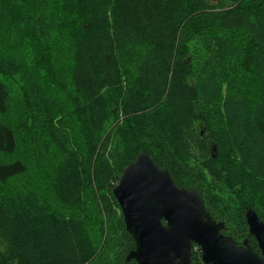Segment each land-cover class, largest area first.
Returning <instances> with one entry per match:
<instances>
[{
	"label": "trees",
	"instance_id": "obj_1",
	"mask_svg": "<svg viewBox=\"0 0 264 264\" xmlns=\"http://www.w3.org/2000/svg\"><path fill=\"white\" fill-rule=\"evenodd\" d=\"M216 1L57 0L23 23L25 58L0 46V116L21 93L38 117L34 158L53 161L46 203L16 184L30 166L0 122V155L11 158L0 162V264H137L113 189L142 152L201 194L224 235L260 252L246 209L264 221V0ZM63 28L69 71L42 73ZM247 56L254 99L225 91ZM85 192L99 214L83 209ZM192 260L202 264L196 246Z\"/></svg>",
	"mask_w": 264,
	"mask_h": 264
},
{
	"label": "water",
	"instance_id": "obj_2",
	"mask_svg": "<svg viewBox=\"0 0 264 264\" xmlns=\"http://www.w3.org/2000/svg\"><path fill=\"white\" fill-rule=\"evenodd\" d=\"M113 195L136 244L127 262L196 264V245L202 264H264V221L254 209H246V222L259 253L248 241L240 244L224 235L225 223L208 212L201 194L177 186L145 152L125 167Z\"/></svg>",
	"mask_w": 264,
	"mask_h": 264
},
{
	"label": "rangeland",
	"instance_id": "obj_3",
	"mask_svg": "<svg viewBox=\"0 0 264 264\" xmlns=\"http://www.w3.org/2000/svg\"><path fill=\"white\" fill-rule=\"evenodd\" d=\"M254 1L255 0H217L216 4L222 9L233 7L236 3L249 7ZM56 3L57 0H0V46L4 47L18 58H25L27 56L28 47L25 43L24 30L22 28L23 23H27L26 18L33 9L36 11L46 6L54 7ZM67 21L71 23L70 20ZM67 38L68 36L63 28L59 36L47 45L52 48V52L51 55H48L49 62L46 65V70H42V73L49 75V72L53 71L59 70L60 73H67L69 71L70 62L66 49ZM250 50L251 49L245 50V54L251 55L252 52ZM48 51H50V49ZM28 57L29 61H25L28 64V69H30L29 62L33 54L29 53ZM248 66H250V61L247 56L245 65H241L235 73V81H233L231 85L225 86L227 94L232 90L233 94L243 92L251 99L257 97L256 80L254 75L248 72V68H246ZM0 122H4L14 128L18 139L17 157L24 160L30 166V172L24 176V178L17 180L16 184H21L20 186H31L38 191L39 195L46 203H53L48 198L45 190L46 182L50 180L49 176L53 171V161L46 160L39 164L34 158L31 134L39 127L38 117L36 114L29 111L21 93L15 91L12 111L6 117L0 116ZM106 131H109V126ZM107 135L108 133L106 136ZM9 160H11V158L0 155V162H7ZM93 195H96L100 203L103 202L96 188L93 190ZM80 201L85 206L83 209L89 213H94V215L99 214L97 207L92 205V200L89 198L88 193H83L80 196ZM101 210L102 214L99 217L107 216L106 209L101 208ZM98 227L97 224L91 227L94 234H96V229ZM100 240L101 239L95 235V242L98 246ZM0 248L4 250L1 239Z\"/></svg>",
	"mask_w": 264,
	"mask_h": 264
},
{
	"label": "flooded vegetation",
	"instance_id": "obj_4",
	"mask_svg": "<svg viewBox=\"0 0 264 264\" xmlns=\"http://www.w3.org/2000/svg\"><path fill=\"white\" fill-rule=\"evenodd\" d=\"M194 246H196V245H194ZM196 247H198V246H196ZM199 248V247H198ZM200 249V248H199ZM200 252H201V250H200ZM192 254H193V249H192Z\"/></svg>",
	"mask_w": 264,
	"mask_h": 264
}]
</instances>
